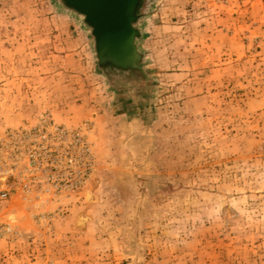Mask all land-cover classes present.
<instances>
[{
	"label": "rangeland",
	"instance_id": "1",
	"mask_svg": "<svg viewBox=\"0 0 264 264\" xmlns=\"http://www.w3.org/2000/svg\"><path fill=\"white\" fill-rule=\"evenodd\" d=\"M144 12L123 101L77 18L0 0V264H264V0Z\"/></svg>",
	"mask_w": 264,
	"mask_h": 264
},
{
	"label": "water",
	"instance_id": "2",
	"mask_svg": "<svg viewBox=\"0 0 264 264\" xmlns=\"http://www.w3.org/2000/svg\"><path fill=\"white\" fill-rule=\"evenodd\" d=\"M86 30L98 68L108 66L144 71L139 42L149 0H54Z\"/></svg>",
	"mask_w": 264,
	"mask_h": 264
},
{
	"label": "flooded vegetation",
	"instance_id": "3",
	"mask_svg": "<svg viewBox=\"0 0 264 264\" xmlns=\"http://www.w3.org/2000/svg\"><path fill=\"white\" fill-rule=\"evenodd\" d=\"M108 81L115 86V92L118 96L124 97L123 101L128 99V94L134 91L135 95H142L141 91L145 87L146 76L143 72L133 68H121L117 66H108L102 69Z\"/></svg>",
	"mask_w": 264,
	"mask_h": 264
},
{
	"label": "crops",
	"instance_id": "4",
	"mask_svg": "<svg viewBox=\"0 0 264 264\" xmlns=\"http://www.w3.org/2000/svg\"><path fill=\"white\" fill-rule=\"evenodd\" d=\"M52 24H54V23H52ZM55 24H56V26H62L63 28H64V26H66V27L68 26L67 27L68 28V30H67L68 32L67 33H69L71 36H75V35H77L79 33L78 27H75L74 25H72L73 22L69 18H67V17L65 18L62 15H60V16L58 15V17H56V23ZM67 33H66V30L60 29L57 34L58 35L62 34V36H63V35H66ZM64 44H67V43L64 42ZM75 44L77 45V43H75L73 40H70V45L71 46L72 45L75 46ZM80 46H82V44L79 45V47ZM68 48L72 49V47H68ZM80 48H82V47H80ZM43 51H45V49H42L41 53Z\"/></svg>",
	"mask_w": 264,
	"mask_h": 264
}]
</instances>
